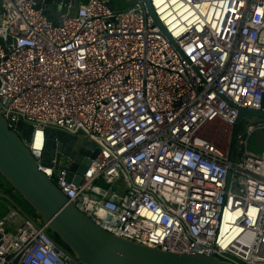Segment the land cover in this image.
<instances>
[{
    "label": "built area",
    "instance_id": "built-area-1",
    "mask_svg": "<svg viewBox=\"0 0 264 264\" xmlns=\"http://www.w3.org/2000/svg\"><path fill=\"white\" fill-rule=\"evenodd\" d=\"M112 1L55 26L33 0H0V112L33 127L38 170L108 233L264 264V155L249 151L264 121L238 126L239 108L264 112V0H149L158 23L143 0ZM48 129L99 150L79 183L63 158L43 164ZM7 207L0 264H82Z\"/></svg>",
    "mask_w": 264,
    "mask_h": 264
},
{
    "label": "water",
    "instance_id": "water-1",
    "mask_svg": "<svg viewBox=\"0 0 264 264\" xmlns=\"http://www.w3.org/2000/svg\"><path fill=\"white\" fill-rule=\"evenodd\" d=\"M55 26L62 25L65 16L73 17L84 0H33ZM150 15L158 23L149 0H143ZM108 5L113 7V1ZM12 42L9 39L8 44ZM0 45L4 41L0 39ZM264 119V112L239 108L238 126L242 118ZM12 124L20 134L9 127ZM33 127L22 121L13 122L0 112V176L19 194L45 223L51 232L70 249L82 264H230L214 256L200 253L164 252L110 234L80 212L63 192L42 172L28 148ZM43 164L58 169L60 160L68 162L69 180L78 174L79 183L98 154L96 145L77 136L48 129ZM58 153V155H56ZM230 174L228 175V181ZM228 187V184H227ZM2 234H0L1 245ZM58 251V250H57Z\"/></svg>",
    "mask_w": 264,
    "mask_h": 264
},
{
    "label": "rangeland",
    "instance_id": "rangeland-1",
    "mask_svg": "<svg viewBox=\"0 0 264 264\" xmlns=\"http://www.w3.org/2000/svg\"><path fill=\"white\" fill-rule=\"evenodd\" d=\"M115 7L119 10L125 9L130 6V0H114ZM259 121H264L263 118H256V117H244L242 118L239 131L246 132L247 126L250 124H255ZM249 151L253 154L257 155H264V130H257L249 137ZM62 165H65V161L63 160ZM8 184V183H7ZM106 187L105 185H102ZM109 188L112 186H108ZM15 194V193H14ZM13 193L10 195V200L14 202V204L19 207L24 214L26 215H37L34 213V209L17 193L14 195ZM1 199V198H0ZM8 209L6 206V202L1 199L0 200V219L4 218L7 214ZM38 216V215H37ZM40 218V217H39ZM7 230L12 232L9 226H7ZM50 233V232H49ZM51 235V233H50Z\"/></svg>",
    "mask_w": 264,
    "mask_h": 264
},
{
    "label": "crops",
    "instance_id": "crops-1",
    "mask_svg": "<svg viewBox=\"0 0 264 264\" xmlns=\"http://www.w3.org/2000/svg\"><path fill=\"white\" fill-rule=\"evenodd\" d=\"M11 187L7 182L0 176V198H2L6 202V206H9V201H10V195H6L4 191L10 190ZM14 194L15 192L12 190L11 194ZM17 195V194H14ZM8 209V207H7Z\"/></svg>",
    "mask_w": 264,
    "mask_h": 264
},
{
    "label": "trees",
    "instance_id": "trees-1",
    "mask_svg": "<svg viewBox=\"0 0 264 264\" xmlns=\"http://www.w3.org/2000/svg\"><path fill=\"white\" fill-rule=\"evenodd\" d=\"M13 189L11 188L10 190H5L4 191V193L6 194V195H11V191H12ZM2 199V198H1ZM0 199V200H1ZM51 237L55 240V242L58 244V245H60L62 248H64L65 250H67V251H69V252H71L70 251V249L60 240V238L57 236V235H55V234H53L52 232H51Z\"/></svg>",
    "mask_w": 264,
    "mask_h": 264
}]
</instances>
